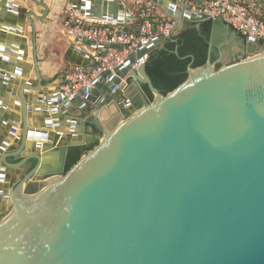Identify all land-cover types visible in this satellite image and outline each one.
Wrapping results in <instances>:
<instances>
[{"label":"water","instance_id":"obj_1","mask_svg":"<svg viewBox=\"0 0 264 264\" xmlns=\"http://www.w3.org/2000/svg\"><path fill=\"white\" fill-rule=\"evenodd\" d=\"M151 1L154 10L175 20L177 32L205 20L173 0ZM69 4L119 25L132 19L123 0ZM1 14L2 35H23L26 22L31 28L30 62L24 45L0 42L1 84L23 74V61L34 68L35 78L21 81L12 93L20 115L0 98V212L10 207L0 219V264H264L262 39L243 38L247 55L219 66L221 44L213 59L209 39L206 62L196 67L190 62L187 77L164 95L142 63L136 69L128 64L105 70L72 94L58 83L49 96L36 55L34 18L41 15L12 0H0ZM171 36L172 31L158 35L132 53L129 62ZM71 61L76 65L80 58L72 56ZM9 63H17L12 74L2 70ZM125 76L126 95L141 83L152 100L131 107L129 115L104 130L96 145L65 170L69 148L84 140L71 138L73 128L51 129L60 124L55 114L77 99L82 109L112 105ZM28 90L37 92L36 100ZM42 102L50 106L43 109L46 119L39 127L29 125L31 112L39 111ZM30 160L33 166L16 181ZM51 178L56 180L39 186Z\"/></svg>","mask_w":264,"mask_h":264},{"label":"crops","instance_id":"obj_2","mask_svg":"<svg viewBox=\"0 0 264 264\" xmlns=\"http://www.w3.org/2000/svg\"><path fill=\"white\" fill-rule=\"evenodd\" d=\"M16 1V3H18L26 11L31 10L37 15H41L40 18H34L37 64L43 84L48 90H50V92L52 91V93L49 94V96H51L56 90V84L64 83V73L73 64L71 61L72 56L79 57L80 63L78 65L86 67L92 63L91 50L89 48L83 47V44H81L79 39L75 40L69 37L63 29V10L66 8V6L70 5L69 0H38L44 3L47 8L32 0ZM126 6L129 8L130 13L132 14V19L135 18L136 10L134 11L133 7L135 9L136 7L132 4L131 0L126 2ZM3 14L6 13L4 12ZM3 14L0 16L3 17ZM0 23H2V21H0ZM199 23L200 22L194 23L195 27H198ZM6 32L7 33H4L3 35L0 34V42H10L12 44L24 45L27 52L26 60L30 62L31 28L29 23H25L23 35L21 36L9 34L8 31ZM217 33L219 34V42H216L213 37L217 35ZM209 39L212 42V50L216 49V56L218 45L221 44L222 58L221 61L216 64V66L236 60V58H239L240 56L247 55L243 45L244 41L242 36L219 20L213 21ZM0 53L3 54L4 52L0 51ZM240 53L243 55H239ZM8 56H10V58L13 60L17 58L15 53H10ZM16 64L17 63H9L7 65H2V70H5L7 74H12L13 68ZM21 67L23 74L15 75V79L7 82L6 86L1 84L3 82V76H0V98L2 100H6L7 105L19 115L20 109L15 108L13 104V99H16V95L12 97V93L14 90H16L21 81L27 80V78H35L33 67H30L28 64L24 63V61L21 64ZM84 88L85 87H82L79 90ZM101 89L104 93H107V88L105 86H103ZM130 93L132 95H130L131 100L128 106H122L116 103V98L120 97L119 94L115 97L114 103L112 105L108 106V104H105L97 108H79L78 104L81 102V99H77L75 103L70 104L67 109H59L57 111L55 115L60 117V124L58 128L51 127V129L58 131H69L73 128L74 133L72 134L71 138L74 137L76 139L84 140L83 145L97 143L103 135L104 130H108L115 123L121 121L123 117L131 113V107L139 108L145 105V100L150 102L147 94L142 89L141 83H136V85H134V87L129 91V94ZM36 95V91L28 90V96H31L33 100H36ZM40 107L41 109L39 111L31 112L29 125H36L39 127L43 124L44 120L46 119V114L44 113L43 109H49L50 106L42 102ZM10 114L11 113H9V116ZM80 114L83 115V117H78ZM50 116L52 115L50 114ZM72 118H77L78 121H72ZM82 121L85 123L84 131L81 128ZM2 129L4 131L8 130V128L5 126ZM19 132L20 127L18 126L16 129V134H19ZM10 146H15L13 141H10ZM30 162L31 161H28L27 164ZM21 170L22 168L20 171Z\"/></svg>","mask_w":264,"mask_h":264},{"label":"built area","instance_id":"obj_3","mask_svg":"<svg viewBox=\"0 0 264 264\" xmlns=\"http://www.w3.org/2000/svg\"><path fill=\"white\" fill-rule=\"evenodd\" d=\"M126 4L128 0H123ZM189 7L205 19L219 20L228 25L243 38H260L264 41V0H173ZM136 7L137 25L128 28L115 21H107L82 14L70 5L63 10L62 25L65 33L73 39H87L94 44L83 47L91 50L92 63L89 66L71 65L64 73L65 81L60 89L65 94H72L82 87L91 85V80L105 70L115 71L129 64L136 69L145 63L147 54L129 62V56L141 47L155 40L158 35H169L175 20L162 12L153 9L151 0H131ZM156 15H159L158 17ZM119 44L120 47H104L103 44ZM127 86L125 76L116 88L120 97L116 103L129 105L130 98L125 95Z\"/></svg>","mask_w":264,"mask_h":264},{"label":"trees","instance_id":"obj_4","mask_svg":"<svg viewBox=\"0 0 264 264\" xmlns=\"http://www.w3.org/2000/svg\"><path fill=\"white\" fill-rule=\"evenodd\" d=\"M213 21L205 19L199 23L198 27H195L193 23L191 26L177 32L176 35L166 39L162 46L152 49L147 54L145 71L161 94H166L187 77L186 68L190 62L192 67L203 65L206 62L208 39ZM137 22L138 20L135 18L126 26L134 28ZM175 48L177 53L174 51ZM215 56L216 50L213 49L211 57L214 59ZM142 89L151 101L153 95L147 85L142 84ZM95 144L70 147L66 156L65 170ZM30 161L31 164H34V160Z\"/></svg>","mask_w":264,"mask_h":264},{"label":"rangeland","instance_id":"obj_5","mask_svg":"<svg viewBox=\"0 0 264 264\" xmlns=\"http://www.w3.org/2000/svg\"><path fill=\"white\" fill-rule=\"evenodd\" d=\"M14 1V0H13ZM33 1V0H32ZM15 2H17L16 0H15ZM132 7V6H131ZM133 10L135 11L136 9L133 7ZM158 10V9H157ZM156 10V11H157ZM159 11V10H158ZM157 17L159 16V15H156ZM177 23L174 25V27H173V29H172V33H173V35H176L177 34ZM225 51H226V49H225ZM239 55H243V54H239ZM246 56V55H245ZM245 56H240L239 58H236V60L237 59H240L241 57L243 58V57H245ZM26 167H27V164H25V165H23L21 168H22V170H21V172H23L25 169H26ZM7 203H9V201H7ZM10 210V207H9V205H7V208H5V210H3L2 212H1V214H0V219L8 212Z\"/></svg>","mask_w":264,"mask_h":264},{"label":"flooded vegetation","instance_id":"obj_6","mask_svg":"<svg viewBox=\"0 0 264 264\" xmlns=\"http://www.w3.org/2000/svg\"><path fill=\"white\" fill-rule=\"evenodd\" d=\"M210 33H211V31H210ZM218 33H217V35H215V36H213L214 37V40L216 41V42H219V39H218ZM210 38V37H209ZM175 40V39H174ZM208 41H209V39H208ZM216 50V49H215ZM27 164V163H26ZM33 166V164H31V162L29 163V164H27V167H26V169L22 172V173H20V175L15 179L16 181L17 180H19L21 177H22V175H23V173H25L26 171H28L31 167ZM7 179H10V177L7 175V177H6ZM0 214H1V212H0Z\"/></svg>","mask_w":264,"mask_h":264},{"label":"bare ground","instance_id":"obj_7","mask_svg":"<svg viewBox=\"0 0 264 264\" xmlns=\"http://www.w3.org/2000/svg\"><path fill=\"white\" fill-rule=\"evenodd\" d=\"M53 180H56V179H55V178H54V179H53V178H51V179H47V180H45L44 182L40 183L39 186H45V185L49 184L50 182H53ZM37 184H38V183H37Z\"/></svg>","mask_w":264,"mask_h":264}]
</instances>
